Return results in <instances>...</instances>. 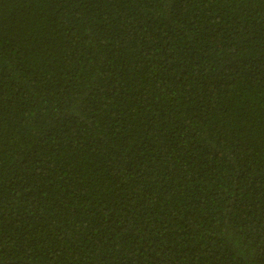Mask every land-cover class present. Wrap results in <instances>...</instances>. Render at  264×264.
Here are the masks:
<instances>
[{
	"label": "trees",
	"instance_id": "1",
	"mask_svg": "<svg viewBox=\"0 0 264 264\" xmlns=\"http://www.w3.org/2000/svg\"><path fill=\"white\" fill-rule=\"evenodd\" d=\"M0 264H264V0H0Z\"/></svg>",
	"mask_w": 264,
	"mask_h": 264
}]
</instances>
